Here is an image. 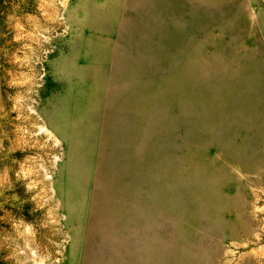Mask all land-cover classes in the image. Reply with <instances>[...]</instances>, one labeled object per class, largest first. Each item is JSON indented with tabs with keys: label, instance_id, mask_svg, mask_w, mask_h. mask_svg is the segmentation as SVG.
I'll use <instances>...</instances> for the list:
<instances>
[{
	"label": "rangeland",
	"instance_id": "rangeland-1",
	"mask_svg": "<svg viewBox=\"0 0 264 264\" xmlns=\"http://www.w3.org/2000/svg\"><path fill=\"white\" fill-rule=\"evenodd\" d=\"M0 264H264V0H0Z\"/></svg>",
	"mask_w": 264,
	"mask_h": 264
}]
</instances>
